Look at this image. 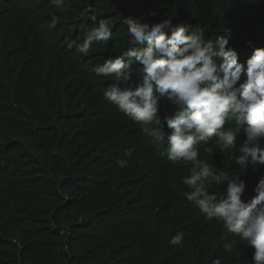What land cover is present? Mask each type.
I'll return each instance as SVG.
<instances>
[{"label":"trees","instance_id":"1","mask_svg":"<svg viewBox=\"0 0 264 264\" xmlns=\"http://www.w3.org/2000/svg\"><path fill=\"white\" fill-rule=\"evenodd\" d=\"M88 4L96 8L94 27L100 19L113 26L112 40L97 42L102 59L129 46L121 24L129 14L151 22L171 15L206 39L230 27L241 60L252 52L246 41L264 47V0H71L67 10L32 0L31 9L40 11L43 25L53 11L67 27L90 20ZM150 10L157 15L147 16ZM38 31L32 16L0 0V264H211L217 256L221 264H248L246 243L228 234L239 251L225 252L226 229L183 195L188 165L165 158L166 138L153 142L142 125L105 106L97 94L101 81L89 83L61 50L43 45ZM173 110L166 105L161 115ZM210 144L206 159L243 175L249 191L243 199L250 200L264 169L250 166L244 174ZM118 158L129 166L120 169ZM178 232L183 242L169 245Z\"/></svg>","mask_w":264,"mask_h":264},{"label":"clouds","instance_id":"2","mask_svg":"<svg viewBox=\"0 0 264 264\" xmlns=\"http://www.w3.org/2000/svg\"><path fill=\"white\" fill-rule=\"evenodd\" d=\"M2 1L13 2L32 16L39 40L61 50L89 83L101 81L97 94L105 106L116 108L135 126L142 125L141 131L153 142L166 138L167 160L188 165V175L180 178L187 188L183 186V195L208 220L220 221V230L226 229L221 237L224 251H239L237 241L228 238L231 234L252 250L248 264H264V175L252 189L255 195L246 201L243 197L249 191L243 175L206 159L213 141L216 153L228 152L243 173L250 166L264 169V47L246 41L252 52L241 60L231 43L230 27L215 39H206L203 31H192L171 15L151 22L144 14H129L121 19L129 46L115 57L102 59L96 45L112 40L113 26L100 19L94 27V5L84 9L89 21L72 20L63 27L56 23L58 13L53 11L43 25L40 11L31 9L32 0ZM49 4L67 10L71 0H49ZM146 15L154 17L157 12ZM166 105L174 110L161 115ZM229 122H234V130L226 127ZM115 163L120 169L129 166L128 159L118 158ZM183 240L178 232L168 243L180 245ZM211 264H221V258Z\"/></svg>","mask_w":264,"mask_h":264},{"label":"bare ground","instance_id":"3","mask_svg":"<svg viewBox=\"0 0 264 264\" xmlns=\"http://www.w3.org/2000/svg\"><path fill=\"white\" fill-rule=\"evenodd\" d=\"M93 1V0H92ZM103 1H105V0H103ZM50 5V4H49ZM2 31V30H1ZM43 45H44V43H43ZM59 46V45H58ZM20 68V67H19ZM211 145V144H210ZM209 145V146H210ZM132 147V146H131ZM163 147H165V146H163ZM201 148H202V146H201ZM2 154V153H1ZM4 154V153H3ZM166 158V157H165ZM167 159V158H166ZM154 160V159H153ZM144 161V160H143ZM167 161V160H166ZM145 162H146V160H145ZM137 163V162H136ZM170 163V162H169ZM168 163V164H169ZM142 164V163H141ZM136 165V164H135ZM138 165V164H137ZM140 165V164H139ZM145 165V164H144ZM163 165V164H162ZM175 165H177V164H175ZM173 166H174V164H173ZM231 171V170H230ZM239 174V173H238ZM207 250V249H206ZM180 251H181V249H180ZM205 251V250H204Z\"/></svg>","mask_w":264,"mask_h":264}]
</instances>
